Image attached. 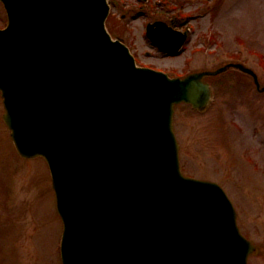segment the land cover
<instances>
[{
  "label": "water",
  "instance_id": "water-1",
  "mask_svg": "<svg viewBox=\"0 0 264 264\" xmlns=\"http://www.w3.org/2000/svg\"><path fill=\"white\" fill-rule=\"evenodd\" d=\"M4 2L14 12L0 32L4 120L21 156L51 165L65 264H247L256 247L225 192L180 172L173 115L183 101L210 106L206 76L254 72L228 64L171 79L136 68L127 47L92 30L102 0ZM131 76L141 85L126 86ZM196 242L203 252L189 258Z\"/></svg>",
  "mask_w": 264,
  "mask_h": 264
},
{
  "label": "rangeland",
  "instance_id": "rangeland-1",
  "mask_svg": "<svg viewBox=\"0 0 264 264\" xmlns=\"http://www.w3.org/2000/svg\"><path fill=\"white\" fill-rule=\"evenodd\" d=\"M177 3L192 14L186 25L182 22L190 36L178 56L159 54L145 35L150 16L175 17L166 6L113 0L107 26L136 53L140 65L185 74L242 58L264 84V0ZM6 23L0 2V27ZM235 75L208 79L214 88L212 106L200 113L188 104L178 105L173 123L184 174L224 187L241 231L261 246L248 263L264 264V93L249 78ZM3 113L0 95V264H61L57 248L63 223L48 164L42 157L26 160L18 155Z\"/></svg>",
  "mask_w": 264,
  "mask_h": 264
},
{
  "label": "bare ground",
  "instance_id": "bare-ground-1",
  "mask_svg": "<svg viewBox=\"0 0 264 264\" xmlns=\"http://www.w3.org/2000/svg\"><path fill=\"white\" fill-rule=\"evenodd\" d=\"M24 29H22V31H23ZM20 57H22V56H20ZM40 107V105H38L36 108L35 107H32L33 109H36V110H38L39 111V108ZM33 137H35V136H33ZM34 140V139H33ZM85 170H86V168H85ZM192 239H193V237H192ZM201 259H197L196 257H194V259H193V261L194 262H196L197 264H201L199 261H200ZM204 264H210V263H208L207 261H202Z\"/></svg>",
  "mask_w": 264,
  "mask_h": 264
}]
</instances>
